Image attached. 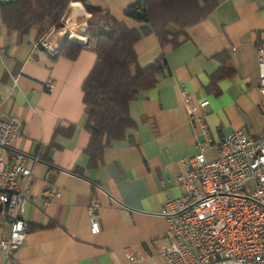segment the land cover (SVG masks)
<instances>
[{
	"label": "crops",
	"instance_id": "obj_1",
	"mask_svg": "<svg viewBox=\"0 0 264 264\" xmlns=\"http://www.w3.org/2000/svg\"><path fill=\"white\" fill-rule=\"evenodd\" d=\"M136 1L87 0L143 33L134 51L145 67L162 50L145 24L123 15ZM70 16L73 26L67 31L82 36L90 14L81 2H70L62 29ZM36 35L34 27L19 40L0 17V110L22 123V134L8 152L37 157L30 184L35 201L26 205V236L14 258L19 264H164L167 240L160 211L182 192L176 180L180 161L197 152L200 139L188 120L183 92L195 102L208 100L205 122L213 147L206 149L207 157L215 156L220 137L237 129L253 139L264 134L256 53L264 45V0H219L205 19L187 29L185 41L163 49V74L129 105L130 141L111 142L94 167L83 152L89 136L81 91L94 53L76 44L82 48L74 58L48 54L35 46ZM82 37L77 42L85 43ZM223 58L231 72L212 85ZM48 79L52 91L46 90ZM48 188L60 191L59 198L44 196ZM92 198L99 202L96 233L90 232L86 213ZM125 249L139 259L129 261ZM0 264L9 263L0 255Z\"/></svg>",
	"mask_w": 264,
	"mask_h": 264
},
{
	"label": "built area",
	"instance_id": "obj_2",
	"mask_svg": "<svg viewBox=\"0 0 264 264\" xmlns=\"http://www.w3.org/2000/svg\"><path fill=\"white\" fill-rule=\"evenodd\" d=\"M61 30L51 27L35 46L55 54ZM256 53L264 119V45ZM45 87L52 91L53 81L48 79ZM183 104L200 139L197 152L180 161L182 171L176 180L182 192L160 211L167 240L164 264H264V134L253 139L237 129L220 137L215 156L207 157L206 149L213 147L205 122L208 100L195 102L183 92ZM21 134L22 123L0 110V255L9 264H19L13 253L26 236V205L35 201L30 184L37 157L8 152ZM43 195L59 198L60 191L48 188ZM98 207L96 198L86 207L91 233L99 231ZM125 254L129 261L139 259L128 249Z\"/></svg>",
	"mask_w": 264,
	"mask_h": 264
},
{
	"label": "trees",
	"instance_id": "obj_3",
	"mask_svg": "<svg viewBox=\"0 0 264 264\" xmlns=\"http://www.w3.org/2000/svg\"><path fill=\"white\" fill-rule=\"evenodd\" d=\"M70 2H81L90 14L81 35L86 38L84 46L90 47L94 53V61L82 81L81 91L86 116L84 129L89 136L83 152L88 158V166L94 167L111 142L130 141L128 133L134 122L129 115V105L139 92L153 88L163 74L166 67L163 49L177 47L185 41L187 29L205 19L219 0H137L128 6L123 15L145 24L156 36L162 50L160 56L145 67L138 64L134 51V45L143 33L111 17L107 11L90 5L87 0L1 2V22L8 32H15L19 40L36 27V38L39 39L51 27L55 30L62 28V18ZM76 43L81 44L65 36L59 40L56 53L74 58L82 48ZM230 72L226 59L212 75L211 84ZM73 173L78 174L76 170Z\"/></svg>",
	"mask_w": 264,
	"mask_h": 264
},
{
	"label": "bare ground",
	"instance_id": "obj_4",
	"mask_svg": "<svg viewBox=\"0 0 264 264\" xmlns=\"http://www.w3.org/2000/svg\"><path fill=\"white\" fill-rule=\"evenodd\" d=\"M70 26H73V22H72V17L71 16L68 18L67 28L64 27L61 30V32H63V33L59 35V40L62 39V38H64L65 36H68L69 39H72L74 41H83L84 38L82 36H80L77 32L76 33H73V32L71 33L70 31H67V29ZM57 48H58V42L55 44V53L57 52Z\"/></svg>",
	"mask_w": 264,
	"mask_h": 264
},
{
	"label": "water",
	"instance_id": "obj_5",
	"mask_svg": "<svg viewBox=\"0 0 264 264\" xmlns=\"http://www.w3.org/2000/svg\"><path fill=\"white\" fill-rule=\"evenodd\" d=\"M85 30V28L84 27H82L81 28V30H80V32L82 33L83 31ZM71 41V40H70ZM76 44H78V43H76ZM83 44H85L84 42L82 43V44H80V45H83Z\"/></svg>",
	"mask_w": 264,
	"mask_h": 264
},
{
	"label": "rangeland",
	"instance_id": "obj_6",
	"mask_svg": "<svg viewBox=\"0 0 264 264\" xmlns=\"http://www.w3.org/2000/svg\"><path fill=\"white\" fill-rule=\"evenodd\" d=\"M60 29H62V28H60Z\"/></svg>",
	"mask_w": 264,
	"mask_h": 264
}]
</instances>
